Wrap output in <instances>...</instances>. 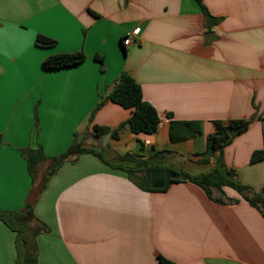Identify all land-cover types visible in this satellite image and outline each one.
<instances>
[{
  "label": "crops",
  "instance_id": "1",
  "mask_svg": "<svg viewBox=\"0 0 264 264\" xmlns=\"http://www.w3.org/2000/svg\"><path fill=\"white\" fill-rule=\"evenodd\" d=\"M202 4L217 19L210 27L195 0H0V211L21 210L30 196L41 229L35 264H158L159 256L264 264V217L233 189L213 191L223 203L183 179L150 192L122 170L153 158L159 170L206 173L213 122L245 119L222 159L241 185L264 195V0ZM37 35L55 43L38 46ZM77 51L79 64L41 66ZM123 72L160 117L152 134L131 133L130 111L112 102L94 110ZM168 113L200 122L202 133L170 142ZM93 125L110 131L95 138ZM75 134L94 152L72 157L44 183L40 164L31 193L22 150L39 146L54 157ZM256 152L262 157L251 162ZM0 264H19L15 232L1 220Z\"/></svg>",
  "mask_w": 264,
  "mask_h": 264
},
{
  "label": "trees",
  "instance_id": "2",
  "mask_svg": "<svg viewBox=\"0 0 264 264\" xmlns=\"http://www.w3.org/2000/svg\"><path fill=\"white\" fill-rule=\"evenodd\" d=\"M201 7L205 17L206 25L210 27L217 19L210 16L202 4V0H195ZM36 44L41 47H50L55 41L48 37L37 35ZM85 59L83 52L77 51L73 53H64L52 55L45 58L41 66L44 70H55L81 63ZM101 61V59H99ZM112 102L130 111V117L127 120L129 130L131 133L138 134H152L154 133L160 123V117L153 106L147 103L142 96L140 86L134 79L126 72H123L116 79L108 93L101 97L95 106L94 110L99 109L105 102ZM169 119L168 137L170 142H180L190 139L196 135H200L201 124L193 120H176L171 114H167ZM250 120L245 119H231L228 121L215 120L213 122L214 131L205 138L206 151L211 149V157L213 164L211 169L198 176H189L187 174H180L177 180L169 181L168 185L173 182H178L180 179L187 180L199 186L207 195V197L215 202L223 203L221 198H214L212 193L214 190L222 192L223 187H229L236 191L239 196L255 207L264 217V195L260 192L256 193L250 188L241 185L233 171L227 169L222 159L223 149L230 144L231 140L240 133L247 130ZM92 135L97 138L110 130L107 127L93 125ZM112 137L117 136V130L111 132ZM26 164L27 171L31 178L33 188L31 193L38 189L34 187L37 167L45 164V171L43 173V183L46 182L57 169L72 157H76L83 153H93L94 151L83 147L82 141L78 140L77 135H74L71 145L61 154L54 157H46L41 148L37 149L26 148L22 150ZM262 157L261 152L253 153L251 162L259 160ZM129 155L119 157L121 160H128ZM150 159H136L133 167H123L129 178L133 180L137 186L145 191H164L163 189H152L149 186V174L157 168L150 162ZM204 161H208L205 159ZM42 186V185H41ZM30 193V194H31ZM0 220L9 227L16 235V246L19 255V264H35L36 259L33 254V239L41 231V229L34 226L35 217L33 215V206L30 201V196L27 199L24 207L18 211H0ZM158 264H174L162 257H158Z\"/></svg>",
  "mask_w": 264,
  "mask_h": 264
},
{
  "label": "water",
  "instance_id": "3",
  "mask_svg": "<svg viewBox=\"0 0 264 264\" xmlns=\"http://www.w3.org/2000/svg\"><path fill=\"white\" fill-rule=\"evenodd\" d=\"M212 150L209 149L205 152V157L212 159ZM180 175L173 171L167 170H153L149 174V186L152 189H163L171 180H177Z\"/></svg>",
  "mask_w": 264,
  "mask_h": 264
},
{
  "label": "built area",
  "instance_id": "4",
  "mask_svg": "<svg viewBox=\"0 0 264 264\" xmlns=\"http://www.w3.org/2000/svg\"><path fill=\"white\" fill-rule=\"evenodd\" d=\"M122 43L124 46H128L132 43V40L130 37H126L125 39H123Z\"/></svg>",
  "mask_w": 264,
  "mask_h": 264
},
{
  "label": "rangeland",
  "instance_id": "5",
  "mask_svg": "<svg viewBox=\"0 0 264 264\" xmlns=\"http://www.w3.org/2000/svg\"><path fill=\"white\" fill-rule=\"evenodd\" d=\"M157 165H158L159 167L161 166V165H159V164H155V166H157ZM157 170H159V169H157Z\"/></svg>",
  "mask_w": 264,
  "mask_h": 264
}]
</instances>
